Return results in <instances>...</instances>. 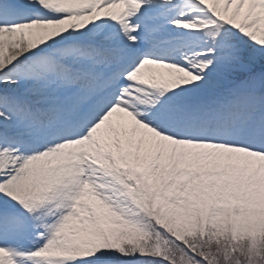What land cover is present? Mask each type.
Segmentation results:
<instances>
[{"label": "snow or ice", "instance_id": "1", "mask_svg": "<svg viewBox=\"0 0 264 264\" xmlns=\"http://www.w3.org/2000/svg\"><path fill=\"white\" fill-rule=\"evenodd\" d=\"M0 264H264V0H0Z\"/></svg>", "mask_w": 264, "mask_h": 264}]
</instances>
